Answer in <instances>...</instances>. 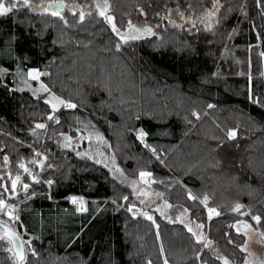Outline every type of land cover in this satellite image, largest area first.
<instances>
[{
  "label": "trees",
  "instance_id": "1",
  "mask_svg": "<svg viewBox=\"0 0 264 264\" xmlns=\"http://www.w3.org/2000/svg\"><path fill=\"white\" fill-rule=\"evenodd\" d=\"M59 1L66 7L53 15L4 0L15 7L0 15V215L17 207L22 264H223L213 248L242 264L244 235L233 222L258 216L264 230V0H111L118 29L156 22L147 25L158 33L124 44L88 0ZM169 7L198 20L215 7V22L164 25ZM32 68L75 105L60 109L51 128L91 121L125 172L150 171L167 200L193 215L219 213L206 221L205 245L180 223L147 219L150 208L102 165L18 134L50 112L42 98L14 89L12 71ZM39 155L37 179L14 193L11 176ZM72 197L85 199L83 211ZM0 264H16L1 231Z\"/></svg>",
  "mask_w": 264,
  "mask_h": 264
},
{
  "label": "rangeland",
  "instance_id": "2",
  "mask_svg": "<svg viewBox=\"0 0 264 264\" xmlns=\"http://www.w3.org/2000/svg\"><path fill=\"white\" fill-rule=\"evenodd\" d=\"M20 1L23 3V0ZM50 1L55 2L57 0H49L46 2L44 1L40 4H33L28 0V6L32 12H46L45 5ZM103 1L104 3L101 6V9L95 11L104 12L103 16L106 22L109 23L110 26L113 28V25L115 26V24L113 21V17L110 14V11L113 7L112 6L113 3L111 2V0H88V2H90L89 3L90 6L93 9H95L94 4L96 3L100 4ZM66 4H68V2H66ZM215 10L216 8L213 7L212 10H210V12H207V14L199 20L198 18H192V19L187 18L183 20L182 16L186 15L184 12H182L178 7H169L164 15L163 23L164 25L168 24V25H176V26H185L186 28L198 27L201 25L207 29H210L215 22V18H216ZM108 17H111V23L107 19ZM173 19L176 20V22H174ZM150 23L151 22L134 24L132 22H129L124 29H118L115 26L116 29L115 33L119 38L120 44L121 43L124 44L132 40L133 39L132 37H136L135 39H139L143 37L145 34L139 32V29H137V27L143 29L147 24ZM154 23L156 22H152L151 24L156 26V24ZM209 25H211V27H209ZM154 33H158L157 30H155V28L154 31L148 34L153 35ZM121 37H124L125 39L122 40ZM262 61H263V75H264V55H262ZM33 71L38 74L37 78L35 79L29 76V72H33ZM41 72L42 71L35 68L27 70L25 74H23L21 71H12L13 73L12 76L17 84V87L15 86L14 89L28 91L32 95L40 97L43 100H45L50 105L49 113H52L51 117H53L52 119L48 118L46 121H44L43 124L45 125L44 128H37L36 126H34L32 128L26 129L25 127H22L18 131V134L28 135L31 138V141L34 143V145L40 144L41 147H43L44 142H52L56 144L57 148L59 149L70 150L76 153L80 157L90 159L96 162L97 164L102 165L109 171L111 176H113L120 183H123L129 189V192L133 196H135L136 199L140 203H142L143 206H147L150 208L149 211L144 212V215L146 216L147 219L148 217H151V219L149 220H154L155 215H158L160 218H162L168 223H180L184 226V228L188 232L193 234L196 241L200 242L201 245H205L206 240L203 243L201 236L203 237L206 227V221L207 219L210 218L209 211L206 212L205 217L197 216V215H193L185 205L181 203H171L164 196V192H162L160 189H158L156 186L153 185L154 179L150 171L143 170L138 172V174L136 175H131L125 172L121 167V165L117 162L112 147L109 143V140L104 134H102L101 131H99L98 128H96L93 125L91 121L89 120L79 121L77 119V122L72 126L68 127L69 129L67 131L65 130L56 131L53 128H51L49 121H52L53 123L57 122L59 120L58 117L59 110L62 108H73V107L65 106V104H73V103L70 101H66L61 97H58L54 93H52L48 89L46 83L44 82L43 76H41ZM45 88L47 89V91L44 90ZM59 101H64L65 104H61L59 103ZM53 105H56L55 110L53 109ZM138 134L140 136V133ZM38 137H39V141L37 143L36 139ZM141 140L143 141V138ZM143 143H145V141H143ZM43 153L45 154L47 152H43ZM40 161L41 158L39 155L37 157L32 158L30 161L24 163L23 168H26L27 172L30 173L32 177L38 176L37 165L39 168L42 167ZM141 173H148L149 175L141 176ZM141 189H143L146 193L148 192L149 195L140 194L139 192ZM76 198H77V202H76L77 208L85 209L86 207L85 199L82 197H76ZM81 200L83 201V203L80 202ZM3 213L5 215L4 216L0 215V216L17 230L15 224V222L18 219L17 207L9 203L5 206ZM244 224H248L251 227L245 228ZM232 227L235 229V231H238L239 229L238 232H241L244 235V241L240 245V249L245 253V258L242 264H264V230L262 226L259 225L258 223L253 222L251 219L240 217L239 219L233 222ZM189 229H191V231H189ZM23 241L24 243H26V239L23 238ZM10 250H11V246H10ZM213 253L214 255L220 258L223 264H225V262H227V264H230L228 259L225 256H223L220 252H218L217 248H213Z\"/></svg>",
  "mask_w": 264,
  "mask_h": 264
},
{
  "label": "water",
  "instance_id": "3",
  "mask_svg": "<svg viewBox=\"0 0 264 264\" xmlns=\"http://www.w3.org/2000/svg\"><path fill=\"white\" fill-rule=\"evenodd\" d=\"M49 5H52V7H49ZM64 8V4L63 2H49L48 4H46V9L48 11L51 12H58L59 9H63ZM109 10V9H108ZM101 16V15H100ZM192 19V16H186L183 15L182 19ZM139 32H142L145 35H148V33H150L153 29L151 26H148L147 28H138ZM41 76H47L46 72H41ZM52 115V113H49L47 118H49ZM37 124H44V122H38ZM153 149V148H152ZM13 181H16L15 186L17 184V176H14L11 179V185H12V189L13 188ZM140 194H148L149 193L145 192L143 189L140 190L139 192ZM0 231L1 234L9 241L10 246H11V252L14 255L15 258V262L16 264H22V261L25 258V246H24V241L22 236L18 233V231L10 224L8 223L6 220L4 219H0Z\"/></svg>",
  "mask_w": 264,
  "mask_h": 264
},
{
  "label": "snow or ice",
  "instance_id": "4",
  "mask_svg": "<svg viewBox=\"0 0 264 264\" xmlns=\"http://www.w3.org/2000/svg\"><path fill=\"white\" fill-rule=\"evenodd\" d=\"M23 3H24V6H28V0H23ZM14 7H15V4H12L9 7V6H6L5 5L4 0H0V15H5V14L9 13L10 11H12V8H14ZM49 7H52V5H49ZM45 11H47V9H45ZM52 14L53 15H59L58 12H53ZM100 14L101 15H104V12H101ZM81 19H83V15L81 16ZM107 19L111 23V17H108ZM209 27H211V25H209ZM113 30L116 31L114 25H113ZM132 38L135 39L136 37H132ZM121 39L123 40L125 38L124 37H121ZM262 55H264V53H262ZM29 76H31L33 79H35V78H37L38 74L33 71V72H29ZM44 90L47 91L46 88ZM54 99H56V98H54ZM59 103L65 104L64 101H59ZM65 106L66 107H73V108L75 107L74 104H65ZM210 107H211V105H210ZM55 108H56V105H53V109L54 110H55ZM52 118L53 117H51V116L49 117V119H52ZM36 127L37 128H44L45 125H43V124H37ZM143 135H144L143 132H141L140 133L141 138L143 137ZM227 135H228V139H235V137H236V131L235 130H231V131L228 132ZM5 159H7V158L5 157ZM21 167H24V165H21ZM25 171H27L26 168H25ZM145 175H149V174L148 173H141V176H145ZM17 179H19V177H17ZM15 183H16V181H13V188L15 187ZM25 188H27V185H25ZM71 200H72L73 203H76L77 202V198L76 197H72ZM80 202L83 203L82 200ZM2 205H3V201H0V206H2ZM240 207H241L240 205H237L236 208L233 209V210L234 211H239ZM79 210L83 211L84 209L81 208ZM209 214H210V218H211V215H213V214L219 215V213L216 212L215 209H209ZM148 219H151V217H148ZM252 219L255 220L257 223H259V221H260V217H258V216H254V217H252ZM244 227L245 228H249L251 226L248 225V224H244ZM189 231H191V229H189ZM238 231H239V229H238ZM165 264H167V261H165ZM225 264H227V262H225Z\"/></svg>",
  "mask_w": 264,
  "mask_h": 264
},
{
  "label": "flooded vegetation",
  "instance_id": "5",
  "mask_svg": "<svg viewBox=\"0 0 264 264\" xmlns=\"http://www.w3.org/2000/svg\"><path fill=\"white\" fill-rule=\"evenodd\" d=\"M103 3H104V1L102 3H100V4H98V3L94 4L95 10H97V11L100 10L101 9V6L103 5ZM96 7H98V8H96ZM97 13L99 15H101L100 14L101 11L100 12H97ZM101 16H103V15H101ZM174 22H176V20H174ZM23 169H24V173L16 174V175H12L11 176V179L14 176L19 177V179H17V184H16L15 188L12 189L14 193H17L18 190H24V189H26L25 188V185H27V187H29L30 186V182L37 179L36 176L35 177L34 176L32 177V175L30 173H28L27 171H25V168H23ZM25 175H29V182L24 180L25 179ZM0 219H3V218L0 216ZM203 238H204V236H203Z\"/></svg>",
  "mask_w": 264,
  "mask_h": 264
},
{
  "label": "bare ground",
  "instance_id": "6",
  "mask_svg": "<svg viewBox=\"0 0 264 264\" xmlns=\"http://www.w3.org/2000/svg\"><path fill=\"white\" fill-rule=\"evenodd\" d=\"M56 2H63V1H56ZM48 3H49V2H48ZM48 3H47V4H48ZM63 4H64V8H65L66 5H65L64 2H63ZM45 6H46V5H45ZM64 8H63V9H64ZM60 10H62V9H59V11H60ZM59 11H58V12H59ZM148 26H151V25H146L145 28H147ZM151 27H152V29H153V26H151ZM145 28H144V29H145ZM152 31H153V30H152ZM152 31H151V32H152Z\"/></svg>",
  "mask_w": 264,
  "mask_h": 264
},
{
  "label": "crops",
  "instance_id": "7",
  "mask_svg": "<svg viewBox=\"0 0 264 264\" xmlns=\"http://www.w3.org/2000/svg\"><path fill=\"white\" fill-rule=\"evenodd\" d=\"M202 241H205V238L202 237Z\"/></svg>",
  "mask_w": 264,
  "mask_h": 264
}]
</instances>
